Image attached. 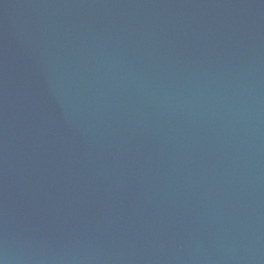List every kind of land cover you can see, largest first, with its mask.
<instances>
[{"label": "water", "instance_id": "water-1", "mask_svg": "<svg viewBox=\"0 0 264 264\" xmlns=\"http://www.w3.org/2000/svg\"><path fill=\"white\" fill-rule=\"evenodd\" d=\"M0 264H264V0H0Z\"/></svg>", "mask_w": 264, "mask_h": 264}]
</instances>
